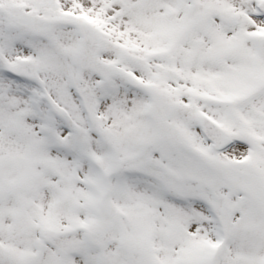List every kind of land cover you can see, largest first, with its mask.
<instances>
[{
	"label": "snow or ice",
	"instance_id": "obj_1",
	"mask_svg": "<svg viewBox=\"0 0 264 264\" xmlns=\"http://www.w3.org/2000/svg\"><path fill=\"white\" fill-rule=\"evenodd\" d=\"M0 264H264V0H0Z\"/></svg>",
	"mask_w": 264,
	"mask_h": 264
}]
</instances>
